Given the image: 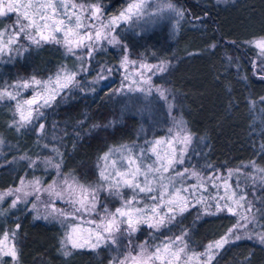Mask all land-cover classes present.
Here are the masks:
<instances>
[{
    "label": "trees",
    "instance_id": "obj_1",
    "mask_svg": "<svg viewBox=\"0 0 264 264\" xmlns=\"http://www.w3.org/2000/svg\"><path fill=\"white\" fill-rule=\"evenodd\" d=\"M100 1L108 3L110 15L126 6V0ZM173 1L184 11L176 32L156 27L138 35L127 33L124 39L134 55L144 52L151 60L169 62L160 81L174 96L173 112L184 118L194 136L188 166H211L225 172L254 161L264 168V69L255 72L252 61L256 54L246 43L264 36V0ZM64 54L56 44L30 46L10 63L8 75L0 72V86L13 77L53 72L62 65ZM119 57L117 49L109 48L95 59L117 65ZM93 65H97L95 61ZM93 76L94 70L83 76L80 87L57 98L41 121L43 133L34 127L17 131L0 123L9 160L0 166V190L17 186L23 177L52 179L53 170L32 168L26 160H10L16 155H57L53 149L60 153L61 172L84 184H96L98 161L104 152L113 145L141 139L145 124L150 131L155 128L126 106L115 84L89 82ZM155 130L159 136L161 130ZM252 194L254 212L264 230V183L258 184L256 194ZM4 207L0 233L20 225L16 233L19 264H111L116 255L135 249L141 242L159 245L185 231V240L193 251H204L236 223L231 213L205 215L192 207L160 230L142 225L132 236L119 238L117 247L72 249L71 255L65 256L61 246L64 230L58 221L35 218L28 203ZM214 256L212 264H264V243L241 237L224 245Z\"/></svg>",
    "mask_w": 264,
    "mask_h": 264
},
{
    "label": "snow or ice",
    "instance_id": "obj_2",
    "mask_svg": "<svg viewBox=\"0 0 264 264\" xmlns=\"http://www.w3.org/2000/svg\"><path fill=\"white\" fill-rule=\"evenodd\" d=\"M147 9L148 0H126V6L117 14L104 17L99 2L0 0V18L15 17L11 25L0 27V56H11L13 52H18L23 38L29 46L40 48L45 44H57L74 57L78 51L82 52L83 55L76 57L78 60H90L103 43L119 44L120 41L114 35L115 29L121 24H131L142 19L149 14ZM165 9L177 16L182 17L184 14L171 2L158 5L156 12L159 14ZM246 43L259 49L260 54L264 55V36ZM121 47L124 48V45ZM24 50L27 51L26 48ZM124 50L126 53L127 49ZM129 64L140 70L138 75L141 78L144 71L164 72L167 67L164 61L158 65L130 61L129 56L125 54L120 66L126 69ZM82 70L83 68L74 71L61 66L47 79H38L33 75L0 89V102L6 100L14 102L13 115L16 118L10 127H15L19 131L21 128L33 126L43 133L45 126L40 121L44 119V112L41 109L51 108L57 97L63 98L62 94L66 90L70 92L73 88L80 87L77 75L78 71ZM106 70L111 72V69ZM150 81V76L143 81L149 85L147 89L128 85V91L151 93ZM28 89H32V94L29 98H24L22 92ZM156 91L160 92L161 96L164 95L163 90L157 88ZM176 127L178 131L173 132L169 129L168 137L146 141V146L124 144L109 148L99 158L102 163L96 184L85 185L75 178L69 179L59 172L61 165L57 163L52 166L60 177L58 181L54 180L46 187H42L40 180L29 181L26 185L21 179L19 187L0 193V202L7 196H14L10 205L14 208L21 202L20 193H23L24 197L31 195L37 201L40 200L42 193H46L50 203L45 205L47 215L42 218L47 220L49 217H63L65 220L73 221L61 242L62 248L70 244L73 249L87 247L93 250L101 244L117 245L119 238L132 236L139 230L140 225L158 230L174 221L178 215H183L189 207L199 205L205 215L225 211L237 216V223L219 240L210 242L204 253L189 252L185 240L188 233L185 231L159 245L149 246L145 241L136 245L134 253L126 250L127 254H122V259L114 258L113 261V264H191L195 260L196 264H212L215 259L214 250L218 251L229 244L230 238L241 239L237 233L241 229H247L248 225L254 222V206L248 201L247 193L239 189V181L236 187L230 183L234 175L239 176L240 169L229 170L226 177L218 172L205 177L195 169L187 167L177 170V165L185 163L184 157L192 137L184 128L183 121H178ZM53 151L60 155L57 149ZM35 163L33 161L32 165ZM251 164L255 168V162ZM257 171L264 173V168ZM191 178H195L196 183L186 184ZM260 180L264 183V175ZM26 187H30L31 191H26ZM209 187L214 190L215 195L208 193ZM125 189L130 192L127 198ZM100 193L117 199L119 206L109 209L107 203L100 201ZM55 200L64 201L68 208L56 207ZM24 202L28 201L25 199ZM32 207L35 209L36 204L33 203ZM213 207L215 213L209 212ZM93 216L95 219L91 218ZM35 218L41 217L38 215ZM19 228L20 225L17 224L11 232L0 233V256L18 259L16 233ZM258 238L264 243V234H258ZM64 255H71V252L64 251Z\"/></svg>",
    "mask_w": 264,
    "mask_h": 264
},
{
    "label": "rangeland",
    "instance_id": "obj_3",
    "mask_svg": "<svg viewBox=\"0 0 264 264\" xmlns=\"http://www.w3.org/2000/svg\"><path fill=\"white\" fill-rule=\"evenodd\" d=\"M223 1H226V0H223ZM77 2H80V0H77ZM84 2L85 3H97V2H99L102 9H103L102 15L104 17L112 16V15L107 13L106 7H107L108 3L103 5V3L100 0H96V1H85L84 0ZM168 2H171L172 4H174L176 6V8L183 11L182 7L180 5H178L176 2H174L173 0H148L147 12L149 14L146 15L145 17H143L142 19L137 20L131 24H121L118 28L115 29V32H114V35L120 41V43L114 44V45L103 43L100 46L99 50L93 54V57L90 60H83V61L78 60L76 57L83 55L82 52L78 51L76 53V57H74L71 54L67 53L66 50L61 45H58L65 52V54H64L65 58H64L61 66H66L67 68L72 69L74 71L80 70L81 68H83L82 71H78L77 80L79 81V83L83 82V79H84L83 76H87L90 72H93V70H94V76L91 79H89V82L103 83V84L104 83L115 84L116 85L115 91L119 96L122 97V100L126 104V106L129 109H131V110L139 113L140 115H142L143 118L148 121L149 126H150V124L155 126V128L151 129V131H150L149 129H147L148 127L146 128L147 124H145L144 133H143L141 139H139L138 141L120 143L118 145H113L111 147H119L120 145H124V144H126V145L135 144V145H140V146H146V144H145L146 141H152L155 139H159L161 137H168L170 135L169 129H172L173 132L178 131L179 129L176 127L177 122L183 121L184 122V128H186V130L191 134L192 139H191V143L188 145L187 152H186L185 157H184L185 163H184V165H177V170H182L184 167H187L189 169H195L202 176H205V177L210 175V174L217 173V172L220 174H223L226 177L227 172L229 170H226L225 172H221L219 170H213L211 168V166H206V167H202V168H198L195 166H192V167L188 166V162L190 160L189 153H190L192 147L194 146L195 140H194V136L191 133V131L189 130L184 118L173 112L174 106H175L174 96H173L172 92L170 91V89L160 81L161 77L165 71L164 72H156V71L147 72V71H144L143 77L141 78L138 75L140 70H138L134 65L129 64V66L126 69L124 67L120 66V62L123 59V56L125 54H127L129 56L130 61L134 60V61H137V63H146V64H152V65H158L162 61H164V62H166L167 67H168V64H169L168 61H166V60H151L147 57V55L143 54L144 52L140 53L139 56L134 55L131 52L130 47L127 44L126 40L124 39L127 33H130L131 35H138L140 33L149 32L150 30H152L156 27L166 29L167 33L176 32L177 27H178V22L182 17L177 16L174 12H171L167 9L160 12L159 14H157V12H156L158 5H162V4H165ZM183 13H184V11H183ZM14 19H15L14 16L12 18H0V27H6V26L11 25L14 22ZM255 38H259V37H255ZM121 45H124V48L127 49L126 53H125L124 48L121 47ZM29 47H30L29 44L26 41H24L22 38L18 52H13V54L11 56H8V55L0 56V72L4 76L8 75L9 71L7 70V67L15 59V57L24 55V53L26 52L24 49L26 48L28 50ZM252 47H253L255 54H256L255 58L252 61V65L255 69V72L263 71V69H264V55L260 54L259 49L255 48L254 46H252ZM109 48L117 49V51L120 53V57H119L117 65H115L114 63H107V62L101 63L95 59V56L99 52L106 51ZM94 61L97 64L95 67L93 65ZM61 66L56 67L53 70V72H49L45 75H35V76L38 79H47L48 76L53 75ZM167 67H166V69H167ZM106 69H111V72L107 71ZM11 76H13V75H11ZM31 76H33V75H29L27 77L20 78V79L13 77V79L11 78V79H9V81L6 79L5 82H3V84H1L2 86H0V89L8 87L17 81L28 79ZM149 76L151 77V81H150L151 88H152L151 93L141 92V91H131V92L128 91V88H127L128 85H132L133 88H145V89H147L149 87V85L144 83L143 81L147 80ZM134 81H136V83H134ZM157 88L164 91L163 96H161L160 92L156 91ZM9 90H11V89H9ZM31 94H32V89L24 90L22 92V96L24 98H29L31 96ZM48 109H50V108L41 109V111H43L44 115H45L47 113ZM13 111H14V102L7 101V100L0 102V123L6 124V125H11L13 120L16 118L13 115ZM27 127H33V126H27ZM158 128H159V130H161V131H159V132H161V134L159 136H156L155 135V133H156L155 129H158ZM0 141H2V143H0V166H3L5 164H7L9 160L6 159V157H5L6 152H7L6 151L7 144H6L4 135L1 133H0ZM20 160L28 161V164L31 165L30 167H32V168L43 169L44 171L53 170V178L50 180H45L39 175H34L30 178L29 177H27V178L23 177L22 179L25 181L26 185L29 181L40 180L41 186L46 187L48 184L52 183L54 180L58 181L60 179V177L57 176V170L52 166L54 164L59 163V157H58V155H56V153H53L51 156L48 155V156H41V157L40 156L33 157V156L16 155V156H13L10 161H20ZM33 161L36 162L34 165H32ZM45 161H50V163H46ZM101 163L102 162L99 159V161H98L99 170H100ZM237 169H240V174H239V176L234 175L231 178L230 183L233 187H236L237 181H239V189H242L244 192L247 193L248 201H250L255 208V203H254L253 198L251 197L250 194L253 193L252 194L253 196L256 194V187L258 184H260V183L262 184L260 177L262 175H264V173H259L257 171V169H259V167H257L255 165V168H254L252 166V164H248L242 168H237ZM232 170H236V169H232ZM59 172L62 175L68 176L69 179L74 178L73 176H70V175H67V174L61 172V169H59ZM253 179H255V183H253ZM80 183H82V182H80ZM194 183H196L195 178H191V179H188L186 181V184H188V185L194 184ZM217 183H220V181H217ZM82 184H84V183H82ZM85 185H91V184H85ZM19 186H20V182L18 183L17 186L9 187L7 189L0 190V193L7 192L9 189H15ZM250 189H251V191H250ZM25 190L30 192L31 188L26 187ZM124 192H125V197L127 198V196L130 195V192L127 189H125ZM208 193L215 195V192L211 187L208 188ZM19 195L21 196V202L20 203H25L24 200L26 199L28 201L27 203L29 204V207L34 211L36 216L39 215L42 218L44 215H47V210L45 208V205L50 203V198L48 197V195L46 193H42L40 196V200H38V201L35 200V198L31 195H29L27 197H24L23 193H20ZM205 195L207 196V193ZM221 195H223L222 191H221ZM14 198H15L14 196H7V197H5V199L2 202H0V213L3 212L6 208H8V207L5 208L4 207L5 205H8L9 207H11L10 206L11 200ZM99 198H100V201L102 203H107V206L109 209H114L115 207L119 206V201L117 199L107 197L105 193H100ZM52 199H55V198H52ZM33 203L36 204L35 209L32 207ZM55 206L58 208H62V209L68 208V205L62 200H55ZM196 207H198L199 210L201 212H203V210L201 209V207L199 205H197ZM190 208H192V207H189V209ZM209 212H215V208L214 207L210 208ZM254 214H255V212H254ZM178 216H180V215H178ZM86 218H88V217H86ZM91 218L95 219L94 216ZM49 219L58 221L61 224V226L63 227V230H64L63 239H62V241H63L65 238V235L69 231V228L72 225L73 221L71 219L65 220L63 217H57V218L49 217ZM237 219H238V217L236 216V223H237ZM169 224H167V225H169ZM141 226L142 225H140L139 228ZM85 227H87V225H85ZM163 227H165V226H163ZM161 228H159L158 230H160ZM153 230L157 231V229H153ZM237 234L240 235L241 237L251 236L252 238H256L259 240L258 234H264V230L260 227V223L258 221L257 215L255 214L254 222L249 224L247 229H241ZM177 236H179V235H177ZM230 240L233 241L235 239L230 238ZM143 243L144 242H141L139 244H143ZM139 244H137V245H139ZM101 245H105V244H101ZM107 245H111V244H107ZM148 245L150 246L149 243H148ZM112 246L117 247V245H112ZM134 248H136V246ZM72 249L73 248L71 247L70 244L67 245L66 248H63L64 251H69V252ZM188 250H189V252H195V251H193V249L189 245H188ZM130 251H132L134 253L135 249H132ZM204 251H205V249H204ZM204 251H198L196 253H204ZM218 251L214 250L213 255H216V253ZM126 254H127V252H124L123 255H126ZM123 255H116L114 258L122 259ZM114 258H113V261H114ZM202 259H203V257H202ZM113 261L111 262V264H113ZM0 264H19V263H18V260H13L9 256H0ZM191 264H196V261L193 260L191 262Z\"/></svg>",
    "mask_w": 264,
    "mask_h": 264
}]
</instances>
